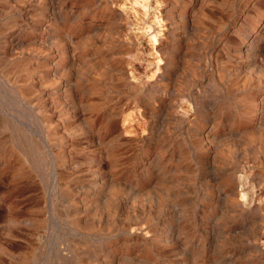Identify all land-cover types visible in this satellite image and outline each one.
Wrapping results in <instances>:
<instances>
[{
  "label": "rangeland",
  "instance_id": "obj_1",
  "mask_svg": "<svg viewBox=\"0 0 264 264\" xmlns=\"http://www.w3.org/2000/svg\"><path fill=\"white\" fill-rule=\"evenodd\" d=\"M263 220L264 0H0V264H264Z\"/></svg>",
  "mask_w": 264,
  "mask_h": 264
},
{
  "label": "bare ground",
  "instance_id": "obj_2",
  "mask_svg": "<svg viewBox=\"0 0 264 264\" xmlns=\"http://www.w3.org/2000/svg\"><path fill=\"white\" fill-rule=\"evenodd\" d=\"M130 26V25H129ZM131 29V28H130ZM130 31V30H129ZM126 38H128V37H126ZM167 57V56H166ZM165 57V58H166ZM168 59V58H167ZM165 70V69H164ZM164 72V71H163ZM166 72V71H165ZM162 74V73H161ZM162 76V75H161ZM136 77V76H135ZM138 78V77H137ZM158 78V77H157ZM241 180H243V179H241ZM249 182V181H248ZM242 184H243V182H242ZM243 187V186H242ZM246 187V186H245ZM255 189V188H254ZM249 190H251V189H249ZM244 192H245V189H244ZM253 193V192H252ZM258 193V192H257ZM245 195V194H244ZM248 195V194H247ZM251 196V195H250ZM260 196H261V194H260ZM255 199V198H254ZM245 200H246V198H245ZM249 201V200H248ZM247 201V202H248ZM261 201V200H260ZM263 201V200H262ZM242 202V201H241ZM251 203V202H250ZM239 204H241V203H239ZM259 205H260V203H259ZM248 206V205H247ZM252 206V205H251ZM242 208H243V206H242ZM258 208H259V206H258ZM247 209V208H246ZM249 210V209H248ZM254 210V209H253ZM255 210H256V208H255ZM257 213V212H256ZM255 214V213H254ZM258 214V213H257ZM256 214V215H257ZM264 221V220H263ZM263 230V229H262ZM262 234V233H261ZM262 237V236H261ZM262 241V240H261ZM261 244H262V242H261Z\"/></svg>",
  "mask_w": 264,
  "mask_h": 264
}]
</instances>
